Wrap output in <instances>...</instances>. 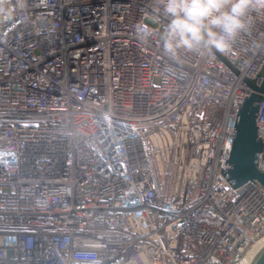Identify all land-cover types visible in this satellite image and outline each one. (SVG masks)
Instances as JSON below:
<instances>
[{"label":"built area","instance_id":"built-area-1","mask_svg":"<svg viewBox=\"0 0 264 264\" xmlns=\"http://www.w3.org/2000/svg\"><path fill=\"white\" fill-rule=\"evenodd\" d=\"M167 23L156 0H0V264H239L264 237V187L220 173L264 15L228 53L167 54Z\"/></svg>","mask_w":264,"mask_h":264},{"label":"clouds","instance_id":"clouds-1","mask_svg":"<svg viewBox=\"0 0 264 264\" xmlns=\"http://www.w3.org/2000/svg\"><path fill=\"white\" fill-rule=\"evenodd\" d=\"M168 23L161 33L164 51L178 56L181 51L221 53L233 51L241 33L250 30L253 14L264 15V0H156ZM158 11L160 8L157 9ZM158 23V17L153 18ZM142 38L152 34L141 22Z\"/></svg>","mask_w":264,"mask_h":264},{"label":"water","instance_id":"water-1","mask_svg":"<svg viewBox=\"0 0 264 264\" xmlns=\"http://www.w3.org/2000/svg\"><path fill=\"white\" fill-rule=\"evenodd\" d=\"M219 58L237 73L228 61L222 56ZM244 83L251 87V92L248 97L245 96L243 105L238 109L230 157L226 160L224 169L220 171L233 189L254 181L264 187V173L257 164L258 154L263 151L264 144L258 136L256 125L259 104L264 97V65L256 79L246 78ZM251 264H264V248Z\"/></svg>","mask_w":264,"mask_h":264},{"label":"bare ground","instance_id":"bare-ground-1","mask_svg":"<svg viewBox=\"0 0 264 264\" xmlns=\"http://www.w3.org/2000/svg\"><path fill=\"white\" fill-rule=\"evenodd\" d=\"M264 248V237L256 242L245 254L239 264H251L256 255Z\"/></svg>","mask_w":264,"mask_h":264}]
</instances>
